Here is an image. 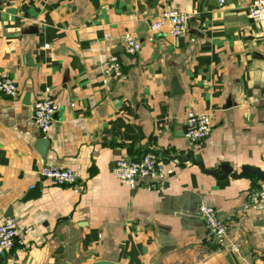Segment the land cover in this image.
I'll return each mask as SVG.
<instances>
[{
	"label": "crops",
	"instance_id": "1",
	"mask_svg": "<svg viewBox=\"0 0 264 264\" xmlns=\"http://www.w3.org/2000/svg\"><path fill=\"white\" fill-rule=\"evenodd\" d=\"M218 1L0 0V75L17 86L0 93V225L17 229L0 264H264V203L245 208L264 181L217 180L198 165L264 171V21L249 19L252 0ZM165 10L189 15L181 36L149 31ZM126 34L141 44L133 56ZM109 55L118 77L103 73ZM44 99L58 111L42 133L32 114ZM188 112L211 118L198 144L184 137ZM146 152L171 172L135 186L113 175L117 160ZM43 166L75 182L55 186ZM34 185L39 197L22 202ZM200 206L237 253L209 236Z\"/></svg>",
	"mask_w": 264,
	"mask_h": 264
},
{
	"label": "built area",
	"instance_id": "2",
	"mask_svg": "<svg viewBox=\"0 0 264 264\" xmlns=\"http://www.w3.org/2000/svg\"><path fill=\"white\" fill-rule=\"evenodd\" d=\"M219 5L223 0L218 1ZM247 14L251 21H264V0H252L247 6ZM189 15L173 10H165L155 17L149 25L151 33L167 32L171 37L181 36L186 30V23ZM150 42L152 38L148 39ZM140 42L131 34H126L123 42L124 54L128 56L135 55L140 50ZM119 59L115 55H109L102 64V70L105 75L120 76ZM0 93L15 97L17 95V86L6 74L0 75ZM58 111V105L51 99L37 101L33 107L32 121L40 132L45 133ZM211 118L207 114H196L188 112L185 116L184 137L193 144L202 142L211 132ZM171 171L162 172L160 164L156 161L152 152H146L137 160L120 159L114 164L113 175L127 186H135L143 178L158 180L164 174ZM39 174L41 177L51 181L55 186L61 187L71 185L75 182V176L70 170L57 169L51 166H43ZM264 203V193L254 191L245 206L246 209L259 208ZM199 215L206 232L213 241L221 247H227L237 253L238 248L235 244L228 242L227 227L217 216L215 210L208 206H200ZM17 237L16 224L12 218H5L0 225V256L8 254L14 247ZM246 264V263H245Z\"/></svg>",
	"mask_w": 264,
	"mask_h": 264
},
{
	"label": "water",
	"instance_id": "3",
	"mask_svg": "<svg viewBox=\"0 0 264 264\" xmlns=\"http://www.w3.org/2000/svg\"><path fill=\"white\" fill-rule=\"evenodd\" d=\"M47 146H48V141L45 139L44 135H41L40 139L36 143L37 152L40 155H43L45 153ZM198 165L200 167V170L204 174L210 175L217 180H224L226 178H230L232 180H238V179H243L248 176H251L256 180V182L264 181V171L258 168L250 167V166H244L241 168L239 173H236V172H233V170L226 164L220 165L217 169V172L215 170H205L201 163H198ZM217 173H219L220 175H218ZM39 194L40 193H39L38 185H34L25 193V196L21 199V201L26 202L29 200H35L39 197ZM182 208L186 209L187 203H183ZM198 211H199V208H198ZM7 213L8 214L6 215V217H9L11 214H9V211ZM162 240L163 242L166 241V239H162ZM168 250H171V249L167 247V244L165 243L162 244V248L159 250V255L163 256ZM95 264H115V263L99 261V262H96Z\"/></svg>",
	"mask_w": 264,
	"mask_h": 264
}]
</instances>
